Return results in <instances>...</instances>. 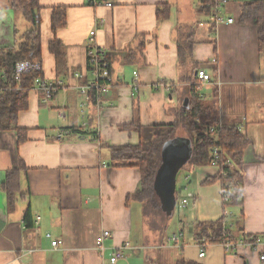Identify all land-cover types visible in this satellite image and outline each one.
Listing matches in <instances>:
<instances>
[{"label": "crops", "instance_id": "1", "mask_svg": "<svg viewBox=\"0 0 264 264\" xmlns=\"http://www.w3.org/2000/svg\"><path fill=\"white\" fill-rule=\"evenodd\" d=\"M99 1L113 5L39 0L42 75L60 86L48 103L40 101L35 86L29 90L28 109L17 118L18 127L27 129L24 142L16 143L14 131H0V264H109L113 250L125 243L124 257L116 264H176L180 259L195 264H257V254L245 247L226 252L213 244L205 256H198L194 223L222 216L220 184H203L217 174L218 166L183 168L176 186L178 204L186 193L196 201L179 207L160 232L150 228L140 203L130 199L126 203L139 187L138 166L113 161L109 151V146L127 144L148 148L155 135L169 130L188 97L212 103L219 124L238 126L250 139L244 151L243 228L246 234L264 238V49L259 48L256 29L239 22L240 6L249 0H228L224 12L235 22L218 27L202 11L201 0ZM55 6L66 7L67 22L54 34L50 20ZM162 6H169V16L158 21L156 12ZM27 27L10 0H0V47H12ZM91 29L96 30V43L109 52V87L99 111L87 104L82 112L78 87L93 78L86 63ZM189 31L194 33L192 55L180 61L178 40ZM54 36L64 46L61 71L48 49ZM140 42L144 45L138 51ZM130 51L135 55L128 63ZM198 69L212 79L200 87L205 98L192 95L197 87L191 80ZM135 122L141 125L139 130L121 128ZM64 129L71 133L58 140ZM176 135L186 137L178 131ZM19 159L25 170L19 173L15 203L8 206L2 183ZM180 227L182 237L176 245L170 237ZM103 230L111 237L100 251L95 238ZM45 233L61 239L62 245L51 247Z\"/></svg>", "mask_w": 264, "mask_h": 264}, {"label": "trees", "instance_id": "2", "mask_svg": "<svg viewBox=\"0 0 264 264\" xmlns=\"http://www.w3.org/2000/svg\"><path fill=\"white\" fill-rule=\"evenodd\" d=\"M203 4L207 0H201ZM10 6L19 12L28 23V27L16 39L12 47H0V131H14L16 143L20 144L27 138V129L17 125L20 111L28 109L29 90L35 85L37 77H43L41 71L31 70L15 78V66L21 61H31L41 65V18L42 6L39 0H10ZM202 11L209 13V7L203 6ZM169 6L159 7L156 15L157 20L169 16ZM51 30L55 34L57 29L66 25V7L55 6L51 14ZM239 22L250 25L256 29L260 49H264V0L244 1L240 6ZM194 33L189 31L178 40V55L180 61L191 58ZM143 42L135 49L141 51ZM49 52L54 55L56 69L63 70L65 52L62 42L55 36L49 42ZM133 53H127L126 61H133ZM192 78V77H191ZM191 80V79H190ZM189 80V81H190ZM197 78L191 80V85L196 86ZM195 83V84H194ZM192 95L200 98L193 89ZM188 97L187 104L183 103L177 109L174 122L169 125L165 133L157 134L150 142L148 148L141 144L109 146L113 161L135 162L140 170V183L138 189L127 196L129 199L142 205L144 216L148 218V225L152 230H166L167 221L174 214L180 212L177 193L175 194V206L170 217L162 212L160 199L153 188L154 179L159 166L162 163V150L164 145L177 138L175 130L182 129L186 139L191 144V157L182 169L192 171L198 166L216 164L219 168L214 177L205 179L203 184L209 185L218 182L222 198V216L215 221H196L194 223L195 239L197 244L223 245L226 242L237 243L238 241H254V235L244 232L243 221L245 217L243 200V167L244 151L250 145V139L238 126H225L217 122L214 116L212 103L204 104L199 101H191ZM193 102V103H192ZM141 125L137 122L123 125L122 129L135 128L139 130ZM212 129V131H211ZM213 147H218V157H215ZM25 170L22 160H18L16 167L8 169L2 183V189L6 194L8 206H13L19 190V173ZM181 170V169H180ZM196 198L193 196L192 204ZM25 218L29 220V209L25 212ZM181 228V227H180ZM181 228L179 232H182ZM226 252H235L231 249ZM176 264H195L180 259Z\"/></svg>", "mask_w": 264, "mask_h": 264}, {"label": "built area", "instance_id": "3", "mask_svg": "<svg viewBox=\"0 0 264 264\" xmlns=\"http://www.w3.org/2000/svg\"><path fill=\"white\" fill-rule=\"evenodd\" d=\"M89 5H98V4H104L105 6L112 7L113 3L110 1H99V0H88ZM228 4V0H207V3L201 4V7H209V13L207 14V17L209 19V22L214 26L218 27L221 24H231L235 22V19L231 16H228L224 12V8ZM98 24L102 25L103 21L101 19L98 20ZM95 34L96 30L91 29L89 31V37L87 41L86 46V63L88 66V71L90 74H92L93 78L90 81H87L86 83L79 85V92L83 96V102L81 103L82 112H85L84 107L87 104H90L93 106V109H96L99 111V108L101 106L100 100L102 96L106 95L108 93V78L110 75V68H111V62L109 57V52L98 45L95 40ZM212 63L216 62L215 58L211 59ZM35 70V71H41V65L38 63H34L31 61H21L18 62L15 66V78L20 79L22 75L25 73ZM133 86H136L135 81L137 79V72L133 71ZM80 73H75V77H80ZM195 77L197 78L196 83V93L200 96V98H205V94L201 92L200 87L202 85L210 84L212 82L211 75L208 74L203 69H198L196 71ZM35 88L40 93V101L42 103H48L53 95L55 94L57 88L60 86L59 82H51L45 80L43 77H37L35 79ZM62 113L59 115L61 116ZM240 128V127H239ZM212 131V129H211ZM71 131L69 129L61 130L58 135L57 139L62 140L66 138ZM213 152L215 154V157H218L219 148L213 147ZM216 165V164H212ZM217 166V165H216ZM185 180L189 179V176H186L184 178ZM193 196L191 193H186V195L181 199L180 201V207L186 208L190 203L192 202ZM40 222V217L36 216L35 222H34V232L38 233L37 226ZM111 237V233L109 230H103L101 231L95 238V244L98 250L102 251L104 249L103 244L106 239H109ZM182 237L181 232H175L171 235L170 240L173 241L176 245H178V242L180 241V238ZM45 238L50 242L51 247L56 248L60 245H62V240L53 238V236L50 233H45ZM255 240L251 242L247 241H238L237 243H230L226 242L222 245V247L229 251L231 249H235L237 251L239 248L245 247L251 250L252 252L257 254V264H264V238L261 235H254ZM128 246V243H125L124 247ZM119 247L117 249H114L109 257V264H116V262L124 257L123 248ZM199 247V257L205 256L206 253V245L198 244Z\"/></svg>", "mask_w": 264, "mask_h": 264}, {"label": "water", "instance_id": "4", "mask_svg": "<svg viewBox=\"0 0 264 264\" xmlns=\"http://www.w3.org/2000/svg\"><path fill=\"white\" fill-rule=\"evenodd\" d=\"M186 104L187 99L184 100ZM190 157V141L183 137L167 142L162 150V163L157 170L153 188L160 199L161 210L167 217L172 215L175 206L177 173Z\"/></svg>", "mask_w": 264, "mask_h": 264}, {"label": "rangeland", "instance_id": "5", "mask_svg": "<svg viewBox=\"0 0 264 264\" xmlns=\"http://www.w3.org/2000/svg\"><path fill=\"white\" fill-rule=\"evenodd\" d=\"M177 131H178V134L185 135V132L182 129H178ZM177 131L175 130V132H177ZM183 174H184V170L183 169L179 170L178 173H177V176H176V184H177L176 186L177 187H178V185L180 184V182L182 180Z\"/></svg>", "mask_w": 264, "mask_h": 264}]
</instances>
